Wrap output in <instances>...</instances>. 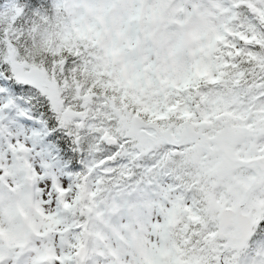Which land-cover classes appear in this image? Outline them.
<instances>
[{"label": "snow or ice", "instance_id": "obj_1", "mask_svg": "<svg viewBox=\"0 0 264 264\" xmlns=\"http://www.w3.org/2000/svg\"><path fill=\"white\" fill-rule=\"evenodd\" d=\"M17 171L39 264H264V0H0Z\"/></svg>", "mask_w": 264, "mask_h": 264}, {"label": "rangeland", "instance_id": "obj_2", "mask_svg": "<svg viewBox=\"0 0 264 264\" xmlns=\"http://www.w3.org/2000/svg\"><path fill=\"white\" fill-rule=\"evenodd\" d=\"M9 183L20 187L9 191L0 184V260L6 264H39L44 242L37 235L33 187L19 171L9 177Z\"/></svg>", "mask_w": 264, "mask_h": 264}]
</instances>
